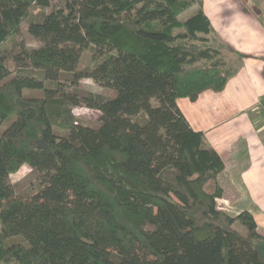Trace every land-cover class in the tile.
I'll return each instance as SVG.
<instances>
[{
    "label": "trees",
    "instance_id": "16d2710c",
    "mask_svg": "<svg viewBox=\"0 0 264 264\" xmlns=\"http://www.w3.org/2000/svg\"><path fill=\"white\" fill-rule=\"evenodd\" d=\"M229 52L204 0H0V264H264L254 215L218 208L225 163L177 103L224 90ZM81 105L99 116L74 132ZM26 164L41 187L24 199Z\"/></svg>",
    "mask_w": 264,
    "mask_h": 264
},
{
    "label": "crops",
    "instance_id": "0c3cea01",
    "mask_svg": "<svg viewBox=\"0 0 264 264\" xmlns=\"http://www.w3.org/2000/svg\"><path fill=\"white\" fill-rule=\"evenodd\" d=\"M235 69L222 91L177 100L191 126L225 163L219 175L227 205L249 210L264 235V24L239 0H204Z\"/></svg>",
    "mask_w": 264,
    "mask_h": 264
},
{
    "label": "rangeland",
    "instance_id": "374dc122",
    "mask_svg": "<svg viewBox=\"0 0 264 264\" xmlns=\"http://www.w3.org/2000/svg\"><path fill=\"white\" fill-rule=\"evenodd\" d=\"M238 1V0H237ZM240 2H243L244 6L246 9L253 13L254 15L257 16V18L260 20L261 17L264 18V0H239ZM197 7V6H196ZM256 10L259 12L257 13ZM257 13H255V12ZM193 8L189 9L185 13H182L180 15L181 19H184L186 16L192 14ZM260 15V18L258 16ZM23 39V34H20L19 36L16 37L15 41H21ZM34 42V45H38L39 43L36 42L35 40H32ZM81 64L82 66H92L93 65V59L90 51H86L84 53L83 58L81 59ZM41 74V72H37ZM60 76V71L57 70H48L46 71V78L47 80H57ZM80 90L83 91H90L94 93H100L105 96L109 97H114L117 94L116 89L110 88V87H104L101 84L97 83L94 81L92 78H84L80 81L79 85ZM73 114L77 117V122L73 125L71 128V131L74 132H80L83 130L86 126H91L93 125L99 116V111L89 108L85 105L81 106H76L73 108ZM146 116H143L140 118V120L144 121ZM220 175V174H219ZM13 176V182L16 186L17 189V194L21 195L25 198L30 197V195L38 190L41 185V177H39V173L33 168H31L29 165H23L21 169L16 172ZM220 182V181H219ZM221 184V183H220ZM222 186V185H221ZM222 198V197H220ZM217 205L219 209L225 210L229 212L232 216H236L239 214L241 211L237 212V206L238 203H236L234 206L233 205H227V203H224V200H219L217 201ZM245 210V209H244ZM243 211V210H242ZM234 226L236 229H238L240 232L245 233V227L236 220L234 223ZM7 264V263H3Z\"/></svg>",
    "mask_w": 264,
    "mask_h": 264
},
{
    "label": "built area",
    "instance_id": "2783aa9c",
    "mask_svg": "<svg viewBox=\"0 0 264 264\" xmlns=\"http://www.w3.org/2000/svg\"><path fill=\"white\" fill-rule=\"evenodd\" d=\"M257 109L258 110H262L264 112V103L263 104H260L259 106H257Z\"/></svg>",
    "mask_w": 264,
    "mask_h": 264
}]
</instances>
